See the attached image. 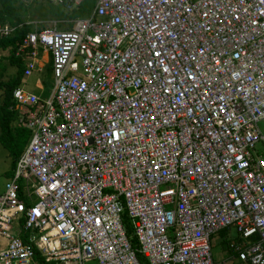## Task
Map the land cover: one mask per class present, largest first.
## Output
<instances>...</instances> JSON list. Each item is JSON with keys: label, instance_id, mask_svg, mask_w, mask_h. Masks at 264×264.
Returning a JSON list of instances; mask_svg holds the SVG:
<instances>
[{"label": "built area", "instance_id": "2783aa9c", "mask_svg": "<svg viewBox=\"0 0 264 264\" xmlns=\"http://www.w3.org/2000/svg\"><path fill=\"white\" fill-rule=\"evenodd\" d=\"M38 26L15 51L30 139L0 192V264H215L230 227L264 264V0H96ZM46 65L48 94L24 89Z\"/></svg>", "mask_w": 264, "mask_h": 264}, {"label": "rangeland", "instance_id": "374dc122", "mask_svg": "<svg viewBox=\"0 0 264 264\" xmlns=\"http://www.w3.org/2000/svg\"><path fill=\"white\" fill-rule=\"evenodd\" d=\"M96 4V0H84L75 8H68L60 3L50 0H23L19 9L23 14V21L29 22L30 27L38 23V27L50 28L56 25L58 30H70L74 22L80 18L88 17ZM11 52L0 47V74L2 79L8 81L16 76L18 66L11 60ZM49 73V74H48ZM45 87L43 96H46L52 88V77L50 76V65H46L42 77L33 76L25 83L24 89L40 93L38 84ZM37 86V87H36ZM4 94L0 90V106L3 103ZM18 120L12 124L17 126ZM12 168V159L8 151L0 143V192H3L8 179L7 172ZM245 241L240 237L235 227H230L227 232L224 230L216 233L211 239L212 256L215 264H246L238 257L236 247H243Z\"/></svg>", "mask_w": 264, "mask_h": 264}, {"label": "trees", "instance_id": "16d2710c", "mask_svg": "<svg viewBox=\"0 0 264 264\" xmlns=\"http://www.w3.org/2000/svg\"><path fill=\"white\" fill-rule=\"evenodd\" d=\"M23 0H0V23L8 22L11 24L20 23L23 21L22 11L19 9V4ZM31 30L29 25H24L18 29L11 37L1 38L0 47L8 49L11 52V60L18 66L16 76L8 81L2 79L0 74V90H3L4 99L0 106V143L8 151L12 159V168L7 172V177H11L16 165V161L23 152L26 144L30 139V130L24 126H13L17 114L12 109L13 90L22 83L24 65L22 61L16 57L15 51L19 46L25 33ZM127 225L130 231L129 225ZM24 240H27V235L23 234ZM134 247H137L136 239H132ZM43 264H52L42 260Z\"/></svg>", "mask_w": 264, "mask_h": 264}, {"label": "crops", "instance_id": "0c3cea01", "mask_svg": "<svg viewBox=\"0 0 264 264\" xmlns=\"http://www.w3.org/2000/svg\"><path fill=\"white\" fill-rule=\"evenodd\" d=\"M36 87H37V86H36ZM38 93H39V92H38ZM40 93H41V92H40ZM227 230H229V229H225L224 231L227 232Z\"/></svg>", "mask_w": 264, "mask_h": 264}]
</instances>
